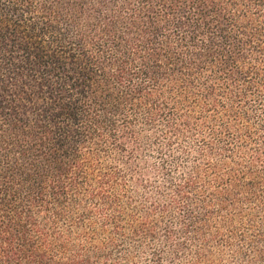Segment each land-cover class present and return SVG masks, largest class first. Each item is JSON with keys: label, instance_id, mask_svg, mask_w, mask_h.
Segmentation results:
<instances>
[{"label": "trees", "instance_id": "16d2710c", "mask_svg": "<svg viewBox=\"0 0 264 264\" xmlns=\"http://www.w3.org/2000/svg\"><path fill=\"white\" fill-rule=\"evenodd\" d=\"M0 264H264V0H0Z\"/></svg>", "mask_w": 264, "mask_h": 264}]
</instances>
